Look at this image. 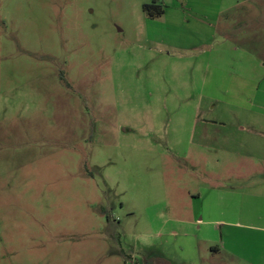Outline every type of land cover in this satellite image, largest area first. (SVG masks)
I'll return each mask as SVG.
<instances>
[{
  "label": "rangeland",
  "instance_id": "rangeland-1",
  "mask_svg": "<svg viewBox=\"0 0 264 264\" xmlns=\"http://www.w3.org/2000/svg\"><path fill=\"white\" fill-rule=\"evenodd\" d=\"M0 0V264H264V0Z\"/></svg>",
  "mask_w": 264,
  "mask_h": 264
},
{
  "label": "trees",
  "instance_id": "trees-1",
  "mask_svg": "<svg viewBox=\"0 0 264 264\" xmlns=\"http://www.w3.org/2000/svg\"><path fill=\"white\" fill-rule=\"evenodd\" d=\"M143 10L150 19L159 18L165 13V7L158 5L155 0L151 4H145Z\"/></svg>",
  "mask_w": 264,
  "mask_h": 264
}]
</instances>
